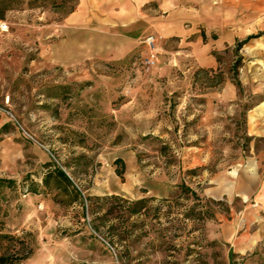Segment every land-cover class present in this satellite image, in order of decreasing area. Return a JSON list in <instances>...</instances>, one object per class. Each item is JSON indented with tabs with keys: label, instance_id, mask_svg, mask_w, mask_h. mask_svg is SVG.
<instances>
[{
	"label": "rangeland",
	"instance_id": "374dc122",
	"mask_svg": "<svg viewBox=\"0 0 264 264\" xmlns=\"http://www.w3.org/2000/svg\"><path fill=\"white\" fill-rule=\"evenodd\" d=\"M75 4L0 0V177L16 181L0 218L29 254L19 264H264V208L235 226L253 200L214 198L264 142L246 121L255 92L236 82L242 47L200 67L179 37L156 36L150 68L145 42L67 65L53 48Z\"/></svg>",
	"mask_w": 264,
	"mask_h": 264
},
{
	"label": "crops",
	"instance_id": "0c3cea01",
	"mask_svg": "<svg viewBox=\"0 0 264 264\" xmlns=\"http://www.w3.org/2000/svg\"><path fill=\"white\" fill-rule=\"evenodd\" d=\"M58 27L61 37L54 43L53 58L67 65L92 58H125L154 35L162 40L179 37L189 45L198 66L214 67L212 49L246 40L240 49L238 81L255 92L246 121L250 134L264 140V0H76ZM203 33L209 40L204 41ZM237 165L250 173L235 180L231 173V182H223L230 191L219 189L214 198L253 200L235 223L240 226L243 216L264 208V142ZM230 227L222 224V234Z\"/></svg>",
	"mask_w": 264,
	"mask_h": 264
},
{
	"label": "trees",
	"instance_id": "16d2710c",
	"mask_svg": "<svg viewBox=\"0 0 264 264\" xmlns=\"http://www.w3.org/2000/svg\"><path fill=\"white\" fill-rule=\"evenodd\" d=\"M75 7V6H74ZM74 7L71 9L73 10ZM4 9L0 7V19L4 18ZM216 36L214 35V38ZM246 42V40L238 41L236 50L240 49L242 45ZM237 84L239 85V81L236 80ZM46 176L45 183L49 184V176ZM55 176L56 179L59 182H62L63 180H67L69 183H71V180L66 175V173L62 169H56L55 170ZM16 183V181L12 178H5L0 177V189L4 186H12ZM188 188L183 187V190H187ZM75 191L78 195H80L79 191L75 188ZM144 202V199L137 200L134 202L131 206H129V212L130 213H137L140 210V204ZM1 210V207H0ZM5 228V222L2 218H0V264H19L23 259L29 257V254L25 255L24 257H20L21 252L23 251L24 246L19 245L23 244L24 242L19 241L18 238H16L14 235L4 231ZM19 242V244L17 243Z\"/></svg>",
	"mask_w": 264,
	"mask_h": 264
},
{
	"label": "built area",
	"instance_id": "2783aa9c",
	"mask_svg": "<svg viewBox=\"0 0 264 264\" xmlns=\"http://www.w3.org/2000/svg\"><path fill=\"white\" fill-rule=\"evenodd\" d=\"M0 29L1 30L8 29L7 24L3 20H0ZM155 40L156 39L154 35H149L144 40V42L148 46V54L143 56L142 62L148 68L152 67L155 64Z\"/></svg>",
	"mask_w": 264,
	"mask_h": 264
}]
</instances>
